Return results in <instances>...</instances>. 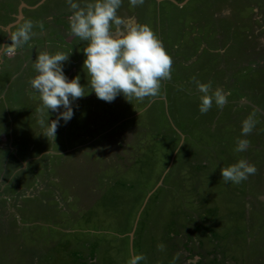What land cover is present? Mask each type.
<instances>
[{"label":"rangeland","instance_id":"obj_1","mask_svg":"<svg viewBox=\"0 0 264 264\" xmlns=\"http://www.w3.org/2000/svg\"><path fill=\"white\" fill-rule=\"evenodd\" d=\"M72 14L68 0H0V264H264V0H122L117 15L149 26L173 61L160 97L132 104L89 94ZM43 51L69 55L64 74L85 87L55 140L30 86ZM195 81L222 89V110L200 113ZM241 159L256 174L225 183L220 169Z\"/></svg>","mask_w":264,"mask_h":264},{"label":"clouds","instance_id":"obj_2","mask_svg":"<svg viewBox=\"0 0 264 264\" xmlns=\"http://www.w3.org/2000/svg\"><path fill=\"white\" fill-rule=\"evenodd\" d=\"M129 2L136 7L142 5L144 0ZM68 3L73 13L69 18V37L87 42L82 51L86 57L83 70H86L89 78V94L94 92L99 100L107 103L113 102L120 95L128 102L160 97L162 82L171 79L173 61L152 29L147 25L126 23L120 18L117 12L122 0H93L83 7L72 0H68ZM32 28L31 21L23 24L11 34V45L4 47L14 51L16 47L27 43L32 38ZM68 60L69 55L62 52L51 54L43 51L33 62L37 75L30 80V86L39 96L40 106L36 114L38 123L46 128L44 136L48 139L55 140L60 120L65 123L70 121L74 115L73 103L86 96L85 87L80 84V76L69 80L64 74L63 64ZM195 82L198 91L202 93L200 113L206 114L213 102L222 110L227 103L222 89L217 88L213 92L210 83ZM49 110L58 113V116L46 122L45 116L49 117ZM254 115H249L242 122V135L247 136L253 132ZM249 143L246 139H239L235 151H246ZM256 172V167L244 159L220 169L222 180L234 184L246 181ZM157 248L163 251L165 245L158 244ZM144 259L142 254L133 255L128 264H139Z\"/></svg>","mask_w":264,"mask_h":264},{"label":"crops","instance_id":"obj_3","mask_svg":"<svg viewBox=\"0 0 264 264\" xmlns=\"http://www.w3.org/2000/svg\"><path fill=\"white\" fill-rule=\"evenodd\" d=\"M9 35H10V33L8 34V36L7 37H9ZM33 36V35H32ZM16 49V48H15ZM31 52V51H30ZM11 53H13L12 51H11ZM23 55H26V54H23ZM21 57H23V56H21Z\"/></svg>","mask_w":264,"mask_h":264},{"label":"flooded vegetation","instance_id":"obj_4","mask_svg":"<svg viewBox=\"0 0 264 264\" xmlns=\"http://www.w3.org/2000/svg\"><path fill=\"white\" fill-rule=\"evenodd\" d=\"M70 26V25H69Z\"/></svg>","mask_w":264,"mask_h":264}]
</instances>
